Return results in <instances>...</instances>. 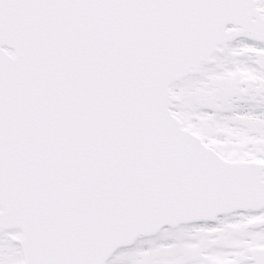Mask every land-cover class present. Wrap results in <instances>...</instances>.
<instances>
[{"label": "snow or ice", "instance_id": "snow-or-ice-1", "mask_svg": "<svg viewBox=\"0 0 264 264\" xmlns=\"http://www.w3.org/2000/svg\"><path fill=\"white\" fill-rule=\"evenodd\" d=\"M0 264H264V0H0Z\"/></svg>", "mask_w": 264, "mask_h": 264}]
</instances>
